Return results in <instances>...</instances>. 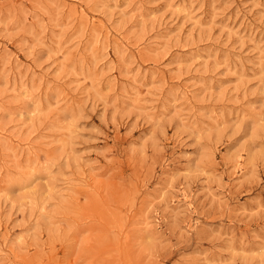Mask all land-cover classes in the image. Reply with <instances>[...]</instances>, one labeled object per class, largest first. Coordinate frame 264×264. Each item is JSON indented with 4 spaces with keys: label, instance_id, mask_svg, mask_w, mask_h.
<instances>
[{
    "label": "rangeland",
    "instance_id": "rangeland-1",
    "mask_svg": "<svg viewBox=\"0 0 264 264\" xmlns=\"http://www.w3.org/2000/svg\"><path fill=\"white\" fill-rule=\"evenodd\" d=\"M0 264H264V0H0Z\"/></svg>",
    "mask_w": 264,
    "mask_h": 264
}]
</instances>
